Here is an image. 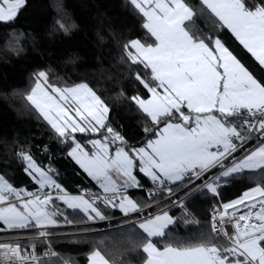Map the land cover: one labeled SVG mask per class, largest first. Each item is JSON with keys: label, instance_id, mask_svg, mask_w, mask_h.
Returning a JSON list of instances; mask_svg holds the SVG:
<instances>
[{"label": "snow or ice", "instance_id": "obj_1", "mask_svg": "<svg viewBox=\"0 0 264 264\" xmlns=\"http://www.w3.org/2000/svg\"><path fill=\"white\" fill-rule=\"evenodd\" d=\"M127 3L141 34L121 40L110 31L115 53L98 49L87 73L61 75L51 65L29 73L23 97L44 131L15 152L33 190L0 174V222L27 230L22 239L0 242V264H45L37 241L48 245L43 256H56L55 229L74 224L67 210L82 213L89 227H112L119 213V225L141 234L134 247L142 264H264V185L228 201L220 196L228 180L264 174V0ZM27 7L28 0H0V25L13 38L14 55L30 44L42 56L36 36L16 28ZM72 27L58 19L51 31L68 35ZM117 105L136 121L137 142L114 119ZM55 152L92 187L67 190L51 163ZM137 192L143 198H134ZM195 196L211 197L210 228L195 244L158 246L179 223L199 224L187 208ZM176 205L181 217L171 214ZM87 264L116 262L93 248Z\"/></svg>", "mask_w": 264, "mask_h": 264}, {"label": "trees", "instance_id": "obj_2", "mask_svg": "<svg viewBox=\"0 0 264 264\" xmlns=\"http://www.w3.org/2000/svg\"><path fill=\"white\" fill-rule=\"evenodd\" d=\"M58 19L65 24L74 25L68 35L51 31ZM16 28L25 35L31 33L36 36L37 47L42 56L33 52L30 44L24 54L14 55L10 51L13 38L0 25V174L5 175L14 186L33 190L29 178L15 158L16 150L26 140L36 143L44 131L43 125L23 97L30 86L29 73L37 65H51L61 75L65 72L83 75L94 65L98 49L103 47L115 53V42L109 36L110 31L123 40L136 38L141 34V29L140 21L128 6L127 0H28V7L19 16ZM97 33L105 37L104 45L100 44ZM69 60H74L75 63H67ZM113 117L123 125V131L130 142L140 139L136 135L139 129L134 127L136 121L131 118L126 107L115 106ZM53 148L55 149V145ZM32 151L40 158L35 148ZM42 162L48 163L47 160ZM51 163L59 173V182L73 194L86 185L92 187L78 166L59 152L52 156ZM257 183L264 185V174L259 170L255 174L245 173L224 183L220 196L223 201L234 199L247 187H253ZM92 190L96 191L95 188ZM133 195L138 199L143 198V194L139 192ZM212 203L210 196L191 198L187 208L199 224L179 223L158 246L162 247L167 241L173 244L197 243L200 232L210 228L208 221ZM63 207L61 206L62 210ZM171 207L172 215H183L178 205ZM66 215L74 224L61 226L66 228L56 231L52 240L53 247L63 260H69L71 264H87L88 253L93 248H99L106 258L116 264H142L141 250L134 247V244L141 242V234L139 230L119 225V213L113 220L112 227L108 226L107 221L97 222L89 227V222L86 223L82 213L78 211L67 210ZM0 227L3 226L0 224ZM82 228L88 230L83 231ZM41 246V243H37L36 249L40 250ZM45 264L63 262L50 261Z\"/></svg>", "mask_w": 264, "mask_h": 264}, {"label": "built area", "instance_id": "obj_3", "mask_svg": "<svg viewBox=\"0 0 264 264\" xmlns=\"http://www.w3.org/2000/svg\"><path fill=\"white\" fill-rule=\"evenodd\" d=\"M12 202H15V201L13 200ZM65 228L66 227H57L55 229V231H59V230L65 229ZM225 228L227 230H229V231L232 230L231 229V222H228L227 219H226V223H225ZM0 229H4L3 231H0V242L15 241L17 239H22L23 237L14 238V237H10V236H12V234H21V233H25V231H27V230L10 231V230H7V229L2 228V227H0ZM28 239H33V237L32 236H29ZM52 239H54V235L51 237V251H54L57 255L56 256H52V257H45V256L42 255L44 253L45 249L48 247L47 244H42V246L40 247L41 248L40 250H37L36 249L37 254L38 255H41L45 262L62 261L63 264H64V262L67 261L68 264H71V261H69V260H63L62 259V257L59 254V252L53 247V245H52ZM37 243H40V242L37 241ZM28 250L31 251V248L28 249Z\"/></svg>", "mask_w": 264, "mask_h": 264}, {"label": "rangeland", "instance_id": "obj_4", "mask_svg": "<svg viewBox=\"0 0 264 264\" xmlns=\"http://www.w3.org/2000/svg\"><path fill=\"white\" fill-rule=\"evenodd\" d=\"M10 231H18V230H10ZM56 232V231H55ZM54 232V238H55V233ZM23 235H24V233H21V234H12V236H10V237H14V238H18V237H23ZM53 240V239H52Z\"/></svg>", "mask_w": 264, "mask_h": 264}, {"label": "crops", "instance_id": "obj_5", "mask_svg": "<svg viewBox=\"0 0 264 264\" xmlns=\"http://www.w3.org/2000/svg\"><path fill=\"white\" fill-rule=\"evenodd\" d=\"M134 198H135V196H134ZM136 199H138V198H136ZM91 222H89V224H90ZM0 224L3 226V224H2V222H0ZM4 227V226H3ZM6 229V228H5ZM7 230H16V229H7Z\"/></svg>", "mask_w": 264, "mask_h": 264}]
</instances>
